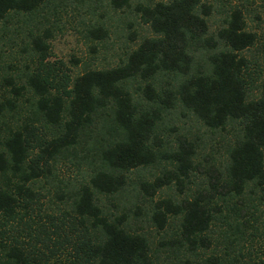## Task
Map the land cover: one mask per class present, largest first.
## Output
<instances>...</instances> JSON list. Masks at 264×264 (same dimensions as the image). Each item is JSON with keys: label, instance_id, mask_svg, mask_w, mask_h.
I'll use <instances>...</instances> for the list:
<instances>
[{"label": "trees", "instance_id": "16d2710c", "mask_svg": "<svg viewBox=\"0 0 264 264\" xmlns=\"http://www.w3.org/2000/svg\"><path fill=\"white\" fill-rule=\"evenodd\" d=\"M107 1L123 11L134 0ZM231 1L138 3L152 36L118 66L74 75L51 60L52 29L39 20L51 0H0V23L18 17L28 25L23 68L4 77L10 90L0 94V264H192L167 261L169 254L160 262L149 237L131 228V208L116 215L101 202L123 195L130 175L148 168L160 175L138 179L135 197L149 206L143 212L132 203V214H143L157 233L178 221L177 236L161 246L190 253L195 264H264L256 250L243 254L242 241L248 229L250 246L264 238L245 201L254 190L264 196V65L243 54L258 37L236 6L215 33L207 20L214 2ZM89 34L99 40L107 32L97 26ZM258 51L264 61V39ZM164 77L171 83L161 86ZM178 105L208 130L236 126L223 170L207 172L194 191L196 145L162 133ZM68 165L80 180L64 183L60 168ZM171 186L183 197L155 200ZM221 223L241 239L225 231L224 255L203 258Z\"/></svg>", "mask_w": 264, "mask_h": 264}, {"label": "rangeland", "instance_id": "374dc122", "mask_svg": "<svg viewBox=\"0 0 264 264\" xmlns=\"http://www.w3.org/2000/svg\"><path fill=\"white\" fill-rule=\"evenodd\" d=\"M168 0H134L131 8L123 11H114L107 0H51L48 8H46L42 17L39 18L42 27L52 29V38L50 40L51 60L62 61L74 75L82 74L85 70H104L118 66L127 54L136 49L137 45L144 39L152 36L148 25L144 24L136 12L135 7L138 3H157L167 2ZM212 14L208 17V25L211 33L217 32L223 27L227 20L228 14L233 7L239 8L244 15L246 29L249 32L256 33L258 42L256 46L250 48L243 54L252 61L258 62L263 67L264 61L259 56V45L264 39V0H235L225 3H213ZM27 24L18 17L10 19L6 24L0 23V94L10 90L9 84L4 80V77L16 75L18 70H21V57L25 54L24 44L25 35L27 32ZM102 26L107 32L103 39L96 40L89 34V31L94 27ZM22 32V33H21ZM165 79V80H164ZM164 80V81H163ZM171 83L168 77H164L160 84L166 86L167 81ZM137 82L131 84V91L136 92L135 97H140L136 91ZM253 97H257L258 93L253 92ZM163 135L173 139L177 134L186 135L192 141L198 153L195 158V163L198 165L195 174L190 179L188 187L190 191H194L202 183L207 181V172L216 168L222 171L228 161V150L234 145L236 139V126L228 127L225 131H211L204 127L193 115L177 106L171 114H168L164 119ZM173 127V128H172ZM163 137V136H162ZM60 177L64 183L72 182L76 179H81V173L77 174L75 166L61 167ZM87 171L85 168L80 171ZM161 168H148L137 171L130 175L131 182L123 195L106 199L101 197V202L116 215L128 212L131 217L130 225L135 231L145 233L151 242L153 253L159 256L160 262L168 254L167 261L177 262L179 258L188 259L195 264L196 260L190 253L182 255V252L171 250L168 246H161V239H174L177 235L178 221L174 220L170 227L163 233H157V230L147 223L144 215L134 216V205L140 207L143 212L146 211L149 204L143 202L140 198L136 199V189L138 179L152 180L154 176L160 175ZM186 189V188H185ZM183 189V192L185 191ZM254 193H246V207L250 208L252 217L256 220L255 227L259 228V232L264 234V196L262 192L254 190ZM191 193V192H189ZM167 197L182 198L177 188L171 186L164 188L155 200ZM58 202V201H57ZM134 203V205H132ZM61 207L63 205H60ZM255 206V211L253 209ZM52 208V207H51ZM123 208V209H122ZM253 223V220L251 221ZM232 233L234 239H241L237 232L226 225L217 224L213 228L215 242L212 247L203 252V258L215 254L223 256L225 251V239L223 232ZM252 230L244 231L243 244L247 245L243 254L256 250L257 255L261 260H264V238L256 237L252 246ZM260 245V246H259ZM169 249V250H168ZM261 250V251H260ZM262 252V253H259ZM252 255V256H253ZM257 262L259 259L256 258ZM170 264V263H168Z\"/></svg>", "mask_w": 264, "mask_h": 264}]
</instances>
